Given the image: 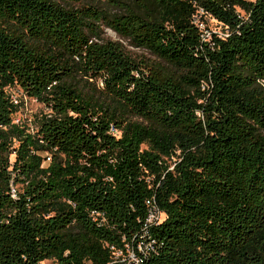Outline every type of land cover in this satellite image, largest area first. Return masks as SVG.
<instances>
[{"label":"trees","instance_id":"1","mask_svg":"<svg viewBox=\"0 0 264 264\" xmlns=\"http://www.w3.org/2000/svg\"><path fill=\"white\" fill-rule=\"evenodd\" d=\"M47 260L264 264V0H0V264Z\"/></svg>","mask_w":264,"mask_h":264},{"label":"rangeland","instance_id":"2","mask_svg":"<svg viewBox=\"0 0 264 264\" xmlns=\"http://www.w3.org/2000/svg\"><path fill=\"white\" fill-rule=\"evenodd\" d=\"M205 26L210 32L219 33L221 35L224 34V28L222 24H220L216 19L212 17H206L205 18ZM103 36L107 39L114 40L116 42H119L123 45V47L134 57L137 58H146L149 60H156L157 58L151 54L149 51L141 48H137L131 44V42L128 39L122 38L120 35H118L115 31L112 29L103 26ZM9 92L14 95L19 100V107L20 110L18 113L14 116V121L17 124H20L24 127H27L29 129V132H34L37 128V123L39 119L50 112V109L43 104L42 102L31 98L27 96L19 87H14L13 89H10ZM12 160H15V156H12ZM49 161L45 163V165L48 164ZM21 185L14 186V188H20ZM162 215H159L161 217ZM162 218V217H161ZM132 248L130 247L129 254H133ZM128 257H124V259H127ZM42 264H57L53 260H47L43 262Z\"/></svg>","mask_w":264,"mask_h":264},{"label":"built area","instance_id":"3","mask_svg":"<svg viewBox=\"0 0 264 264\" xmlns=\"http://www.w3.org/2000/svg\"><path fill=\"white\" fill-rule=\"evenodd\" d=\"M197 22H199V19H197ZM200 26H201V28L205 32V37L208 38V39L211 38L212 32H210L206 28L205 24L204 23H200ZM14 100H15V103L16 104H19V100L16 97H14ZM15 192H16V190L14 189V193ZM149 204L151 205V210H150V215H149V218H148V223L149 224H157L162 219L161 217H163L164 214L161 211L159 205L156 203L155 200L154 201H149ZM159 215H162V216L159 217ZM139 250L142 251L143 250V247L142 246H139ZM132 252H133V254H131V256L129 254V256H128L127 259H124V257L126 255H123L122 252H117V259L118 260H121L124 263L125 262H130V263L131 262H136V263H138L140 261L139 257L136 255V253L134 251H132ZM119 257H120V259H119Z\"/></svg>","mask_w":264,"mask_h":264}]
</instances>
